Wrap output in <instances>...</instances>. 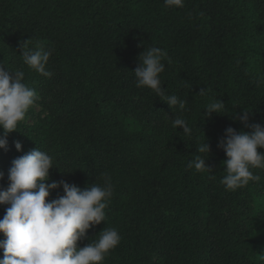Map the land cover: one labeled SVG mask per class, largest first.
Segmentation results:
<instances>
[{"label":"trees","instance_id":"16d2710c","mask_svg":"<svg viewBox=\"0 0 264 264\" xmlns=\"http://www.w3.org/2000/svg\"><path fill=\"white\" fill-rule=\"evenodd\" d=\"M0 189V264H264V0H0Z\"/></svg>","mask_w":264,"mask_h":264},{"label":"rangeland","instance_id":"374dc122","mask_svg":"<svg viewBox=\"0 0 264 264\" xmlns=\"http://www.w3.org/2000/svg\"><path fill=\"white\" fill-rule=\"evenodd\" d=\"M27 183L29 184V185H31V180L28 178L27 179ZM3 195H6V190H2V189H0V197L1 196H3ZM69 227H72V226H69ZM74 227H72V228H70V230H72ZM69 229V228H68ZM68 229L66 230V231H68Z\"/></svg>","mask_w":264,"mask_h":264}]
</instances>
